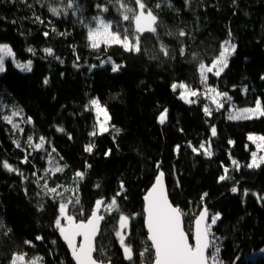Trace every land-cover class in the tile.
Instances as JSON below:
<instances>
[{
  "label": "trees",
  "instance_id": "trees-1",
  "mask_svg": "<svg viewBox=\"0 0 264 264\" xmlns=\"http://www.w3.org/2000/svg\"><path fill=\"white\" fill-rule=\"evenodd\" d=\"M106 2L78 0L80 11L65 17L49 11L50 7L63 8L61 0H0V44L13 49L16 61L32 62L28 72L6 60V71L0 73V163L6 161L23 173L0 166V245L10 237H22L36 245L34 256L44 257V264H73L54 227L58 202L43 195L37 180L41 186L45 181L49 187L62 185L58 191L63 199L74 198L64 188L74 189L78 184L81 203L75 211L69 205L78 219H86L98 199L107 203L113 197L123 214L134 217L126 241L133 248L132 262L124 259L113 230L117 213L106 216L97 240L103 255L94 256L111 264H151V250L144 257L139 255L150 246L142 198L163 172L168 198L183 211L186 230L192 231L204 207L210 217L220 215L212 231L223 264H264V255L247 260L264 246V200L257 198L264 197V165L246 166L254 151L248 135H264V117L227 118L231 103L243 108L254 107L257 98L264 102V0H161L159 9L154 7L157 0H148L162 27L159 41L146 34L150 38L142 39L140 53L126 52L118 45L106 51L103 45L99 50L90 46L85 25L98 14L95 6ZM108 7L104 17L114 27H126L115 7ZM181 30L186 33L183 37L178 35ZM226 40L236 45V52L219 78L209 74L208 84L227 92L232 100L215 111V105L204 98L198 63L210 64ZM160 41L168 47L169 57L159 51ZM107 59L123 67L113 72L111 65L101 66ZM174 83L200 92L192 98L197 102L181 100V90H172ZM93 99L110 117L103 134L97 131L90 109ZM206 105L213 109L211 116L205 115ZM14 107L23 110L24 119H15L23 132L2 119ZM165 110L161 124L159 117ZM28 118L31 123L26 122ZM93 131L98 134L91 135ZM29 136L33 144L44 137V149H33L27 143ZM209 143L210 157L203 150L199 154L192 150ZM88 145H94L91 152L85 150ZM26 156L29 162L21 163ZM56 164L66 167L45 175ZM225 168L229 178L220 180ZM77 171L84 173L82 180L76 178ZM80 207L83 216L78 214ZM37 236L43 240H36ZM0 264H8L1 253Z\"/></svg>",
  "mask_w": 264,
  "mask_h": 264
},
{
  "label": "snow or ice",
  "instance_id": "snow-or-ice-1",
  "mask_svg": "<svg viewBox=\"0 0 264 264\" xmlns=\"http://www.w3.org/2000/svg\"><path fill=\"white\" fill-rule=\"evenodd\" d=\"M61 3L64 5L63 8H49L53 16L67 17L70 14L76 15L80 11L78 0H61ZM108 5L115 7L121 17V21L127 25L126 27L121 28L120 24H116L114 27V22L104 17L103 14L109 12ZM95 7L98 9V14L92 17L91 23L85 25L87 28V40L93 49L99 50L103 45L106 51L107 48L118 45L126 52L140 53L142 51V39L150 38L146 34H151V36L156 37L159 41L158 29L162 27V24L158 20V15L153 10V6L148 3V0H107L106 3L97 4ZM154 7L159 9L161 7V0H157ZM36 19L40 23L44 22L40 17H36ZM79 22L84 24L82 19ZM168 34L171 35V33ZM45 35H48V33H45ZM178 35L183 37L186 33L181 30ZM29 51L33 50L29 49ZM44 51L48 55L53 54L51 49H45ZM159 51L164 57L170 56L168 47L162 41H160ZM184 51V48H181L180 54L184 55ZM235 52L236 45L231 43L230 40H226L221 44V50L210 64H205L203 61L198 63L200 80L205 88L204 98L215 105V111L224 109L225 103H231L232 98L227 92H221L216 87L209 86V74L219 78L224 69L228 67L229 58ZM7 58H11L15 66L21 71H32V62L30 60L27 63L16 61L13 49L7 44H0V73L6 71L5 64ZM121 67L123 66L113 63L112 71L117 72ZM44 83H48L47 79ZM177 88L181 90L179 98L185 103H195L197 101L192 98L201 95L200 92L193 90L184 83H174L172 85L173 91H176ZM244 91L247 92V89H244ZM91 105L96 111L97 118L101 115L103 116V120L99 121L98 128L99 134H103L108 131L110 120L108 112L96 99L91 101ZM203 110L207 116H211L213 113V109L207 105ZM22 113V109L14 107L10 110V114L2 115V119L5 123L11 125L13 129H19L23 132L19 124L15 122L16 118L24 119ZM166 114L167 110L160 115L159 121L161 124L165 122ZM262 117H264V102L260 98H257L254 101V107L235 108L233 106V110L229 112L227 118L229 120H253ZM26 122L31 123V119L28 118ZM58 131H63V129H58ZM211 133L213 136L216 135L215 126L211 128ZM97 134V131L91 133L93 136ZM248 140L255 145L256 151L251 153V163L246 166L248 168H259L261 165H264V155H258V152H264V135L250 134ZM46 142V139L42 136L39 138V142L35 144L32 143L31 136L27 138V143L37 151L44 149ZM15 143L19 148V142L16 141ZM93 147L94 145H88L85 150L91 152ZM189 147L192 146L189 145ZM192 150L197 154L203 150L206 156L210 157L212 155L210 143L207 147L201 144L199 149L193 147ZM55 151V148H53L52 152ZM28 162L27 156L21 161V163ZM48 163L50 165L53 164L50 154ZM232 164L237 169L239 168L237 161L233 160ZM0 166L8 172H15L17 175L23 176V173L19 169L14 168L6 161L0 163ZM64 167L66 165L60 166L56 164L54 168L50 167L45 172V175H48L49 172L53 175L60 173L64 170ZM224 171L225 175L221 176L220 180L229 178L227 176L228 168H225ZM75 176L79 180H82L84 173L77 171ZM37 186L41 187V192L44 196H48L54 202H58L59 214L54 221V227L70 250L75 264H105L104 260L99 259L94 254L99 252L100 255H103V249L97 247V236L101 233V223L106 221V216H112L113 213L118 214L116 226L113 230L123 251L124 259L130 262L133 261V248L131 243L126 241L130 235L131 220L134 217H129L120 211L116 197H113L107 203L103 198L98 199L86 219L81 220L78 219L77 215H73L69 209V205H72V210L75 211L76 206L81 203L78 196V184L74 189L64 188L65 192L72 191L74 194V198L68 199H63V193L58 191V188L63 187L62 185L49 187L47 181H45L41 186L39 180H37ZM121 191H123V184H121ZM232 191L236 192L237 189L234 187ZM120 195L121 192H118L117 196ZM204 195L206 196L207 194L205 193ZM257 198L264 200V197L261 196ZM144 201V224L147 229V240L150 241V246L145 247L144 251L139 253L141 257H144L145 253L151 250V264H223L219 256L221 249L216 244L217 238L212 231L213 226L221 219L219 214H212L210 217L208 208L204 207L195 219L194 230H186L183 211L178 206H174L168 199L163 172L157 175L154 185L144 196ZM78 214L79 216L84 215L82 207H80ZM0 227H3L2 223H0ZM36 240H43V237L37 236ZM52 243L55 244V241ZM24 244L30 248L36 247L30 240H25ZM261 251L264 252V249H261ZM9 264H44V257L39 255L29 256L27 252H16L13 253ZM107 264H111V260Z\"/></svg>",
  "mask_w": 264,
  "mask_h": 264
},
{
  "label": "rangeland",
  "instance_id": "rangeland-1",
  "mask_svg": "<svg viewBox=\"0 0 264 264\" xmlns=\"http://www.w3.org/2000/svg\"><path fill=\"white\" fill-rule=\"evenodd\" d=\"M6 60H11L12 61L11 58H7ZM106 64L112 66L113 63H111V60L107 59V60L102 61V63L100 65L102 66V65H106ZM203 95H204V92H203ZM194 98H197V97H194ZM233 106L235 108H237L235 103L234 104L231 103L228 106V108H230V112L233 110ZM90 109H91V112L95 115V121H96L97 127L99 128V121H102L103 120V116L101 115L99 118H97L96 111L92 107L91 104H90ZM254 135H256V134H254ZM258 135H261V134H258ZM249 142L252 144L251 141H249ZM252 149L254 151H256V148H255V145L254 144H252ZM258 155H264V152H258ZM249 163H251V157H250ZM24 241L25 240L22 237L21 238L10 237L9 240H4L1 243V245H0V253H1L2 259L5 260V262L9 264V261L12 258L13 253H16V252H27L29 256H34V254H35L34 248H30L28 245L24 244ZM261 249H264V246ZM261 249L260 250L259 249L258 250H254L247 257V260L255 259L258 256H263L264 255V252H262Z\"/></svg>",
  "mask_w": 264,
  "mask_h": 264
},
{
  "label": "water",
  "instance_id": "water-1",
  "mask_svg": "<svg viewBox=\"0 0 264 264\" xmlns=\"http://www.w3.org/2000/svg\"><path fill=\"white\" fill-rule=\"evenodd\" d=\"M156 177H157V176H156ZM155 180H156V179H155ZM154 183H155V181H154ZM154 183L150 186V189L152 188V186L154 185ZM164 183H165V176H164ZM165 187H166V183H165ZM150 189H149V190H150ZM149 190H148V191H149ZM148 191L146 192V194L148 193ZM166 191H167V187H166ZM233 193H234V192H233ZM146 194H145V195H146ZM145 195H144V196H145ZM167 195H168V194H167ZM144 196H143V198H142L143 201H144ZM168 199H169V198H168ZM169 201H170V199H169ZM170 202H171V201H170ZM144 205H145V201H144V204H143V210H144ZM198 215H199V214H198ZM143 221H144V220H143ZM194 222H195V221H194ZM102 225H103V222L101 223V228H102ZM194 226H195V225H194V223H193L192 230H194ZM144 228H145V232L147 233V229H146V227H145V224H144ZM98 237H99V235L97 236V240H98ZM78 240H79V238H78ZM147 242L150 243V241H148V240H147ZM62 243H63L64 246H66L67 251H68V253H69V255H70L71 259H72L71 252H70V250L68 249L66 243L63 241V239H62ZM94 255H95V254H94ZM72 262H73V264H75V262H74L73 259H72ZM105 264H107V263H105Z\"/></svg>",
  "mask_w": 264,
  "mask_h": 264
}]
</instances>
